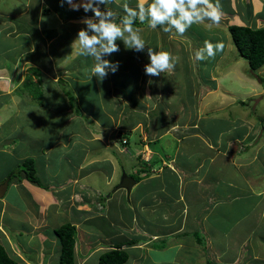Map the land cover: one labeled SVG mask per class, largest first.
Wrapping results in <instances>:
<instances>
[{
  "label": "crops",
  "instance_id": "0c3cea01",
  "mask_svg": "<svg viewBox=\"0 0 264 264\" xmlns=\"http://www.w3.org/2000/svg\"><path fill=\"white\" fill-rule=\"evenodd\" d=\"M16 1L19 7L12 10V12L0 11V108L4 106L2 104H6L4 102H6L5 100L7 97H9V100H12L16 97L15 94L18 95L22 91L28 92V76L35 82L42 76L39 73L40 70L49 72V75L44 76H49L52 82L58 83L59 78H66V76H64L67 72L65 62H59L58 65L55 61V59L62 57L61 52L65 46V41L61 42L54 40V32L56 31L57 23L60 25L68 24L69 29L68 32H65V37L68 36L70 42H73L77 35L75 31L81 28L80 24L75 22H78V19L86 17V14H84L74 18L73 14L84 12L83 8H80L78 11L72 10L67 3L61 6V0L57 4L58 6H51L48 1L46 3L45 0ZM120 1L130 2V0H119L118 3H113L107 7H118L119 10L122 8L119 5ZM225 1L227 5L221 7L222 19H224L226 23V29L227 25L231 23L243 25L253 24L255 26L258 24L264 25V11H260V8L264 9V0ZM100 6L103 10L106 9L105 5L101 4ZM254 6L257 7V9H255ZM69 10L72 11L71 15H66V11ZM90 12L91 11H89L91 17L93 14ZM89 14L87 15L88 17ZM117 14L118 16L125 15L122 11H119ZM49 19H51L50 23H48ZM220 23L217 25H220ZM199 25L204 32H206L209 27H212L210 30L211 32L216 24L210 26V22L206 21L203 24H194L192 29H197ZM133 27L141 28L142 26L140 24ZM73 28V34L68 35L69 30ZM51 29L53 33L50 34ZM144 40L146 42V39ZM206 40H208L207 42L214 43V41H210L209 39ZM205 42L206 41L199 42L196 49L202 48ZM230 42H232L231 36ZM36 43L40 47H36ZM222 43L224 44V49L222 52H219L217 57H224L227 54L233 53V50L228 51L229 47L226 42ZM35 47L36 49H34ZM18 49L22 50L20 56L17 55ZM234 59L235 62L238 61L237 56H235ZM84 62L90 63L89 58L87 57L81 64ZM62 64L63 66L59 68ZM18 66H20L19 69H21L20 75L24 73L23 70H25V73L29 74L27 76H17L16 71L18 70ZM31 67H35L39 71H35V69ZM263 68L264 67H261L259 71L261 72ZM245 74L248 76L247 73ZM257 74H259L258 71ZM230 77L238 78L236 75ZM248 77H241L238 80H249V90H239L244 82H239L235 87L227 88L226 84L222 83L221 76L194 78L192 81L193 83H189L191 92L189 94L186 93V96L188 97L189 103L193 105L192 99L197 100L199 96L196 90L197 87H203L205 90L204 94L212 92L213 103L211 102V105L208 107L205 106L208 110H204L205 113L203 114V118L212 114L215 120L214 123L218 124L216 121L217 115L215 113H219V116H223L226 110H230L231 112L235 111L231 106L235 108L238 106H248L244 103H233L234 98H231L233 95L236 99L239 97L240 100H243L242 97L248 98L250 96V98H254V101H263L264 103V82L261 83V81L252 76ZM108 78V80L112 82L111 76H108ZM121 78L124 79L123 76H121ZM153 83L154 87L150 88V93L157 92L155 87L159 84V77H153L148 85ZM94 91L95 99L98 96L97 91ZM27 95L31 96L29 93H27ZM145 96L147 95L145 94ZM190 96L192 99H190ZM128 107L131 108L130 111L133 109V106ZM140 107L144 109L143 103ZM248 108L250 111H253L252 114L245 112L246 110L241 107L240 111L242 113H240V117L227 119V124H229V126H227L226 131L224 128H218L217 130L203 129V127H200V125L193 121L186 127L187 132L185 128L184 130H179V125L177 124L174 126L177 128L172 130L171 128L173 125L164 127L163 125L167 122L164 123L163 120L160 119L163 125L156 126L151 123L141 125L142 130L138 131V136L140 137L144 130L146 141L141 137V144L137 145L135 141H130L129 139L128 144L120 143V146L116 145L118 144L116 143L117 139L111 133L113 136L109 139L111 145L109 149L113 153L110 155L112 157L111 160L108 161L109 166L107 169L103 167L104 162L107 161L103 159L106 158L99 157L96 159V156L100 155V153L90 155L88 160L86 159L87 156L83 154L82 157L77 160L75 157L78 154H76L75 151L67 156L64 150L60 160L64 162L65 166L71 169L65 171L69 177H85L88 174L87 172L90 173L94 169L95 165H99L104 173H95V175L100 178L98 183L102 184L101 188L97 189H106L107 192L105 198V202L108 203L107 208H104L102 211L96 212V208L94 207L93 211L91 210L90 212V207L85 204H88L91 200L85 195H83L82 199L84 201H77L76 204L78 207L74 206L73 208L74 211L79 210L83 214L80 217H78L79 215L77 213L72 214L74 216L72 222L76 226V237L78 236L80 241L81 239L83 241V246L80 242L79 249L75 245V264H97L99 254L103 250L116 245H121V247L128 252V259L125 264H142L143 261L147 262L145 260L146 258L150 259L149 264H156L157 258L154 257V251L158 249L155 246L157 244L156 242L164 240L166 237H178L183 245L190 246L197 251L196 258H198L196 264H206V247L212 253L215 262L219 261L222 264H264V109L262 112L260 110L257 111L254 105L248 106ZM103 109L107 111L108 118L113 117V113L110 111L109 107L104 106ZM228 114L229 116L231 115L227 113V117ZM72 116L73 115H70L67 118ZM75 121L76 119L72 120L70 124L68 120L67 125L69 124V126L66 125L64 131H61V135L64 139H55V142H59L64 147H69L72 145L71 141L73 140V142H75L74 145L80 148L81 142H77V140L81 139L80 132L82 133V130L86 132L92 131L91 133L96 132L94 129L89 131L88 129L91 127L88 125L83 126L82 124H78V126H76V124H74ZM100 123L101 127L110 126L107 122L100 121ZM127 123H129L130 126L121 129L132 128V130L136 131L140 124V122L132 124V117L131 121ZM150 124L151 129L153 128V130L156 131L152 132L151 138H147L150 132ZM10 132L5 135H8ZM93 138L91 134L90 140H93ZM94 141L100 142V140L96 138H94ZM149 142L155 144L153 148L152 143V150L149 147ZM102 144H104L103 140ZM142 151L144 155L141 153ZM45 152L46 149H41L40 151V155L43 158L39 165L40 168L45 166L43 156L46 154ZM116 152L121 154L124 153L127 156V158H124V156L121 155V158H118L119 167L121 166L125 173L132 177L140 174L145 175L134 182L128 193L123 188H118L116 190L114 188L113 190L110 189L115 185V182L118 183L120 177L119 175L114 182L117 168V161L115 159ZM78 153H80V151H78ZM34 154L32 156L35 157L34 162L36 164V157H38L39 154ZM179 154H182L181 157ZM113 160H115V162ZM228 162L230 165L228 169H226ZM148 168L150 169L149 174L146 175L143 170ZM230 169L232 171L227 173ZM233 173H235L238 178H234ZM56 176L53 177L55 178L53 184L62 180L61 178L57 179ZM22 181L28 183L26 180ZM192 184L193 190L189 192L188 190H190V185ZM29 185L30 186L26 187V189L29 188L27 194H37L36 200L37 198L39 199L40 195L37 191L45 192L43 190H46L37 185L31 186L30 183ZM51 187L52 186H49V188ZM49 188H47V190ZM138 188L144 190L145 193H139L137 190ZM211 193L214 195H210ZM98 194L101 196L103 193L100 194L98 191ZM33 197L34 195L32 198ZM146 199L149 202L146 201ZM94 200L99 201V197L94 198ZM233 200L239 201L241 210L235 215L234 221L231 222L230 219L226 220V217L230 215L227 211L229 201L231 202ZM33 201L35 203V200ZM0 202L2 205H6L9 201L3 197L0 199ZM80 206L83 207L82 210ZM138 209L141 211L145 210L146 214L140 215L137 212ZM147 209L152 211L164 210L160 221L156 220L154 214H148ZM221 218H223V224L219 223ZM89 223L93 224L96 231L99 232L100 230V232H104V236L108 238L106 241L107 243L99 245L98 241H96L94 243V248L91 249L87 247L89 246L85 242L87 238L93 239L95 236L94 238L99 240V238H97L99 234H90V230L85 225ZM147 223L149 224L145 227ZM231 224L232 226H230ZM161 225H167V229L165 231H158L157 228ZM197 229L207 235L208 245L202 246L197 243L193 244L192 235ZM136 232L139 233L134 236L133 233ZM3 233L5 237L0 228V243L3 246L4 244L9 246L7 234H5V232ZM189 235L191 236L192 242L184 243V236L188 239ZM180 236H182V238ZM46 238L47 237L43 234L42 237L38 236V240H42V242H44ZM173 244L177 247H182L180 243L175 241ZM173 244L169 242V246ZM56 248L58 251L56 263L59 264V242L56 244ZM244 248L245 251H243ZM30 254L31 256L28 258V261L22 260L23 263L52 264L48 259L41 260V257L34 253V250L33 253ZM48 255H50V253H48ZM130 256L131 260L128 262ZM18 257L20 258V256ZM16 260L19 262L21 261L18 259ZM29 260H31V262H29ZM184 264H186V262ZM192 264H194V261Z\"/></svg>",
  "mask_w": 264,
  "mask_h": 264
},
{
  "label": "rangeland",
  "instance_id": "374dc122",
  "mask_svg": "<svg viewBox=\"0 0 264 264\" xmlns=\"http://www.w3.org/2000/svg\"><path fill=\"white\" fill-rule=\"evenodd\" d=\"M47 1L51 6H58L57 4L60 2V0H45L46 3ZM118 2L119 0H117V3ZM16 3V0H0V11L12 12V10L19 7V5ZM124 3L127 2L120 1L119 5L121 6ZM127 4L129 5V7L136 8L138 0H130V2ZM220 4L223 7L227 5L225 0H220ZM99 7L101 8V10H103L100 5ZM254 8L257 9V7L255 6ZM112 9L117 13H119V11L123 12L122 8L118 10V7H113ZM260 11L263 12L264 9L260 8ZM71 13V10L66 11V15H71ZM84 14H86L85 16H87L89 12H81L79 14L73 15L74 18H76ZM90 15L91 14H89V17ZM78 20L79 23H75L80 24L81 28L85 27V25L80 22L82 19ZM50 22L51 19H49L48 23ZM145 23L146 24L140 23L142 26L141 28L135 27L136 29L140 30V35L143 39L144 36H147L149 38L148 45H146V48L143 52H136L133 57L129 58L128 52L131 49L125 48L126 50H124L123 52L124 48L122 47V41L117 40L116 43L118 44L120 50L116 53H113L111 56L105 57L112 62H118L119 65L116 73L113 74L112 72H109L108 74V76H111L112 82L108 80V76L102 82L97 81L96 77L91 78V80L88 79L89 77L87 76H89L90 69L94 63L92 58L88 57L90 63L84 62L83 64H81L82 61H84L87 57L77 56L75 46L72 45L73 42H70L68 36L65 37V32H68L69 29L68 24L60 25L59 23H57V28L54 32V40L61 42L65 41V46L63 47L61 52L62 57L55 59V61L58 63V65L59 62H65L67 72L64 76H66V78L62 79V83L52 82V79L50 80L49 76H44L49 75V72L40 70L39 73L42 76H40L39 80L41 81L37 80L34 82L28 76L27 81L31 91H22L18 95L15 94L16 97L12 100H9V97H7L5 100L6 102H4L6 104H2L4 106H1L0 108V113H2L0 114V180L6 178L10 171L14 173L15 179L20 178L18 175L20 167H18V165L21 162V158L28 156L33 157L32 155L34 153H36V155L39 154V156L36 157L37 175H39L41 178L43 177L44 181L48 184V187L53 184L55 179L53 178L54 176L57 175V179H62L56 182L54 184L55 186L49 188L48 190H43L45 192L37 191V193L40 194L39 199L37 198V200V194H30L31 197L34 195L33 198H25L26 195L24 192H27L29 190V188L26 189L25 187L30 186L29 182L26 183L22 181V184L25 187H23L22 185L21 187L13 186L12 183L8 184V188L6 190L4 198L8 199L9 202L6 205H2L0 202V228L2 230L3 236V232L7 234V241L9 242L8 244L10 246L9 247L7 244H4L5 249L12 257H17H14L15 259L28 261V258H30L31 256L30 253H33L34 250V253L38 254L41 257V260L48 259L52 264H57L56 261L58 251L56 248V244H58V238L56 237L54 228L52 227H55L65 221L72 222L74 217L72 214L74 213H77L79 215L78 217L83 215L81 211H74L73 209L74 206L78 207V205L76 204L77 201H84L82 200L83 195L91 200L88 204H85L90 207V212L91 210L93 211L94 207L96 208V212L102 211L104 208H107L108 203L105 202V195L107 193L106 189H97L101 188L102 184L98 183L100 181V178L95 175L96 172L104 173V171L100 169L99 165H95L94 169L90 173L87 172V177H69L65 171L71 169L68 166H65L64 162L60 160L61 156L64 153V150L67 156L71 155L75 151L76 154H78L75 157V159L77 160L80 159L83 154L87 156L86 159L88 160L90 155L94 153H100V155L96 156V159H98L99 157L106 158L103 159L107 160L106 162H104L103 167L104 169H107V167L109 166L108 161L111 160L112 157L110 155L113 153L109 149L111 148L109 139L114 135L117 139L116 143H118L116 145L120 146V142L118 139H120L119 135L122 134L121 128L130 126V124L127 122L131 121V115L133 116L132 124H135L137 122H140V124L137 127L136 131L132 130V128H127L128 130L125 129L129 131V135L126 134V136L128 135L130 141H135L137 145L141 144V137L143 139H145L146 137L144 130L140 137L138 136V131L142 130V124L151 123L156 126L163 125L162 121L160 120L162 119L164 123L167 122L163 125L164 127L167 125H173L171 129L175 130L177 127L174 126L177 124L179 125V130H184L185 128L186 132V127H188L190 122L193 121L198 124L200 119L203 117V114L205 113L204 110H208L206 107L210 106L211 102L213 103V93L209 92L207 94H204V88L201 86L197 87L198 89L196 88V90L198 91L199 96L197 100L192 99L190 96V99L193 100V105H191L189 103L188 97L186 96V93L189 94L191 92L189 83H193L192 81L194 80V78L197 79L200 76H221L222 83L226 84L227 88L235 87L239 82H244L239 90H249V80H238L241 77L245 78L250 76L248 74V76H246L245 74L246 68L248 69L247 61L241 57H238V53L235 46L233 45V42H230V35L225 28L226 23L224 22V19H222L220 25L216 24L215 28L211 32L210 30L212 27H209L206 32H203V29H201L200 25L197 29H192V27L194 26L193 25L184 35H178L175 32L164 33L159 26V29L153 30L148 27L147 22ZM250 26L261 27L264 25L258 24L257 26H255L252 24ZM73 32L74 28L72 30H69L68 35H72ZM75 32L77 34L78 30H76ZM51 33H53L52 29L50 30V34ZM203 33L206 34L203 35ZM211 37H213V40L216 41L215 43H217L218 41L224 43L226 42L227 46L229 47L228 51L233 50V53L227 54L224 57H217L219 54L218 52L212 59L200 62L195 61L194 53L198 50L196 49L197 44L199 42L208 41L206 39L210 40ZM37 46L40 47L36 43V47ZM36 47L34 49H36ZM147 47H151L156 51H167L171 53L173 57H178V62L176 63L175 70L171 74H161L159 76V84L155 87L157 92L154 93H150V88L154 87V83L148 85L153 77L147 76L144 72V65L149 62ZM21 54L22 50L18 49L17 55L20 56ZM235 56H237L238 58V61L236 62L234 59ZM124 58H126V63L130 65L132 62L131 59L133 60L134 58L135 60L133 61H135V63L138 64L141 69V72H139L140 78H137L136 84L134 85V89L136 91L133 98L137 100L140 105H142L143 103L144 109L140 108L137 114H134L132 112V114L130 115L131 108H129L128 106H131V99L125 96V92L121 93V91L126 90L123 89L122 84H118L119 80H122V78H120L121 76H125L124 79L128 83H131L134 79L132 77V73L131 77L129 79H126V76H128L125 74L127 73V70H121L123 67L121 61ZM62 66L63 64L60 65L59 68H61ZM19 68L20 66L17 67V76H27L29 74L25 73V70H23L24 73L20 75L21 69ZM259 69L256 70V73L258 71L260 77L264 79V68L261 72L259 71ZM37 70L38 69L36 68L35 71ZM133 70L136 71V68H134ZM235 75L238 78L230 77ZM113 76L119 78V80H113ZM187 76H189L192 80L188 79ZM211 84L213 85L212 82ZM66 87L70 91H72L75 96L76 108H78V111H74L75 113L70 112V110L66 109V106L64 105L67 100V97L65 95ZM94 90L97 91L98 96L95 99ZM27 93H29L31 96H28ZM145 94L147 96H145ZM38 98L40 99V101ZM231 98H234L233 103L238 102L239 97L236 99V97L233 95ZM242 98L245 105H254L257 111H263V101L256 102V100L254 101V98H250V96L248 98ZM104 106L109 107L110 111L113 113V117L108 118L107 111L103 109ZM248 106H238L236 108L231 106L235 109V111L231 112L230 110H226L223 116H219V113H215L217 115L216 121L219 123L215 126L224 128V130L226 131L227 126H229V124H227V119H232V117H240V113H242L240 111L241 107L246 110L245 112L251 114L253 113V111L249 110ZM227 113H230L231 115L229 116L228 114L227 117ZM70 115L73 116L67 118ZM206 118L212 120L213 115L209 114ZM75 119L76 121L74 124H76V126H78V124H82L83 126L88 125L91 127L90 129H88L89 131H91V129L96 130V132H93L94 135L93 133H91L92 131L86 132L85 130H82V133L80 132L81 139L77 140V142H81L80 148L74 145L75 142H73V140L71 141L72 145H70L69 147H64L59 142H55V139H64L61 135V131H64L68 120L71 124L72 120ZM100 121L107 122L108 124H110V126L101 127ZM205 122H207V120L202 119L200 121L203 129L207 128L211 130L207 125L204 127ZM151 124L149 128L150 132L147 138H151L152 132L156 131L153 130V128L151 129ZM67 126H69V124ZM8 132L10 133L8 135H5ZM91 134L94 138L99 139L100 142H95L94 138L93 140H90ZM102 140L104 141V144H102ZM146 140L147 139H145V141ZM152 143L153 142L148 143L151 150ZM152 147H155L154 143ZM41 149H46V154L43 155L45 166L42 168L39 167L40 162L43 159L40 155ZM78 151H80V153H78ZM141 153H143V151ZM115 155L117 168L114 182L117 180L122 171L121 166L119 167L120 164L118 158H121V155H123L124 158H127L126 154L124 153L121 154L116 152ZM179 155L181 157L182 154ZM33 158L35 159V157ZM113 161L115 162V160ZM229 165L230 163L228 162L226 169H228ZM231 171L232 170L230 169L229 171H227V173H230ZM233 176L234 178H238L235 173H233ZM30 184L31 186H34L33 183ZM116 184L117 182H115V185ZM114 186L110 189L113 190ZM137 190L139 193H145V191L140 188H138ZM192 190L193 184L190 185V190L188 191L191 192ZM98 191L100 192V194H103L100 196L98 194ZM210 195L214 194L211 193ZM96 197H99V201L94 200V198ZM31 200H35V203ZM146 201L148 200L146 199ZM80 209L82 210L83 207L80 206ZM137 212L140 215L146 214L145 210L141 211L138 209ZM162 212L164 213V210L160 209L159 211H152L150 209H147V213L154 214L156 220L158 221H160L161 215L163 216ZM222 219L223 218L219 220L220 224H223ZM148 224L149 223H147L145 227H147ZM85 225L90 230V234H99V236L97 237L99 238V240H96V238H94L95 236L93 237V239L87 238L85 240L86 244L89 245L87 247H90L91 249L94 248V243L96 241H98L99 245L107 243L106 241L108 240V238L104 236V232H100V230L99 232L96 231L93 224L91 223ZM166 229L167 225H161L157 228L158 231H165ZM137 233L139 232L133 233V235L135 236V234ZM42 234L47 237L44 242H42V240H38V236L42 237ZM192 236L193 244H196L198 242L197 244L202 246L208 245V239L206 238L207 235H205L201 230H195V233ZM197 236H200L199 241H197ZM180 237L182 238V236ZM184 239V243L192 242L190 235L188 239H186V237L184 236ZM75 240L76 247L78 249L80 248V242L83 246L82 239L80 241L77 236L75 237ZM174 241L180 243L182 247L175 246V244H173ZM169 242H171V244L173 245L169 246ZM156 243L157 244L155 246L156 248H158L156 251H154V257L157 258L156 264H184L185 262L186 264H192L193 261L194 264H196V260L198 258H196L197 251H195L190 246L183 245L178 237H166L164 238V240L157 241ZM48 253H50V255H48ZM18 256H20L21 259ZM130 260L131 256L128 262H130ZM145 260L147 262L143 261L142 264L150 263V259L146 258ZM29 262H31V260H29ZM21 263H23V261ZM216 264L222 263L218 261L216 262Z\"/></svg>",
  "mask_w": 264,
  "mask_h": 264
},
{
  "label": "clouds",
  "instance_id": "9594fccd",
  "mask_svg": "<svg viewBox=\"0 0 264 264\" xmlns=\"http://www.w3.org/2000/svg\"><path fill=\"white\" fill-rule=\"evenodd\" d=\"M116 2L117 0H61V6L67 3L72 10L78 11L83 8L84 12L91 11L93 14L80 21L85 27L78 30L72 43L77 56L91 57L94 62L89 72L90 80L96 77L97 81L102 82L109 72L114 74L117 71L118 62L114 63L105 58L120 50L117 40L122 41L127 49L136 52L145 50L146 43L140 35V30L133 27L137 19L142 24L147 22L150 29L155 30L159 26L164 33L175 32L178 35H184L194 24H203L207 21L211 26L219 24L222 19L220 0L215 2L213 0H138L136 8L129 7L127 3L121 5L125 15L117 23V12L107 7ZM101 4L106 6L105 10H101L99 7ZM223 49L222 42L206 41L202 48L195 51L194 59L197 62L212 59ZM147 55L149 62L144 65V72L149 77L171 74L178 62V57H173L171 53L156 51L151 47H147ZM122 139L124 141L125 137ZM7 177H9L8 184L25 187L22 180L26 179L16 180L15 177H11L10 172ZM75 245L76 240L74 251Z\"/></svg>",
  "mask_w": 264,
  "mask_h": 264
},
{
  "label": "trees",
  "instance_id": "16d2710c",
  "mask_svg": "<svg viewBox=\"0 0 264 264\" xmlns=\"http://www.w3.org/2000/svg\"><path fill=\"white\" fill-rule=\"evenodd\" d=\"M123 16H118L117 18V23H119L120 19H122ZM139 19L136 20L135 25H139ZM159 29V27H157ZM227 30L231 36L233 45L235 46L238 56L245 59L248 64V69L246 68V73L259 81L263 83V78L259 76V74L256 73V70H258L261 67H264V26L261 27H253L250 25H243V24H235L231 23L227 25ZM204 32V31H203ZM206 33H203V35ZM69 38V37H68ZM72 39V38H70ZM144 39H146V45H148V40L149 38L147 36H144ZM145 41V40H144ZM210 41H214L213 37L210 38ZM216 41H214L215 43ZM219 42V41H218ZM122 47L125 49L124 44L122 42ZM134 54H136V51L130 50L128 52L129 58L133 57ZM133 60H135L133 58ZM131 59V65L126 63V58H124L121 63H122V69L123 71H126V79H129L131 77L134 78L131 83H128L125 79L119 80L117 77H113V80H119V85L122 84L123 89L126 91H121V93L125 92V96L131 99L130 104L133 106L130 115L132 112L134 114H137L138 111L140 110V104L138 103L137 100H135L134 94H135V89L134 85L136 84L137 78H139V72H141L140 66L135 63ZM129 66V70H128ZM136 68V71L133 69ZM32 69H36L34 67H31ZM133 70V71H132ZM39 71V70H37ZM118 74V73H117ZM125 77V76H123ZM188 79L192 80L189 76H187ZM202 77H208V76H200ZM121 78V77H120ZM58 83H62V79H58ZM29 86V85H28ZM28 90L31 91V89L28 87ZM65 95L67 97L66 103L64 105L66 106V109H69L70 112L75 113L74 111H78V108H76V99L72 91H70L67 87L65 89ZM33 92V91H32ZM35 95V94H34ZM94 96H95V91H94ZM238 103H244V101H239ZM130 106V107H131ZM65 109V110H66ZM140 115V114H138ZM131 117H133L131 115ZM207 120L205 122L204 127L207 125L210 129L212 130H217L220 128L219 126H215V120H209L208 118H201V120ZM200 121L198 124L201 126ZM212 123V124H210ZM215 124V125H214ZM219 124V123H218ZM122 134L119 135V142L121 144H128L129 138H128V132L125 129H121ZM125 131V132H124ZM126 134H128L126 136ZM124 141L122 138H124ZM20 167V171L18 173L20 178H17L16 180H20L22 178L26 179L27 181L33 183L34 185H38L42 188L47 189L48 184L44 181L43 177L41 178L39 175H37L36 168H35V162L32 157H25L21 163L18 165ZM149 168L143 170L144 174L148 175L149 174ZM11 177H14V173L11 172ZM145 175H136L134 178L135 181H138L141 177H144ZM53 187L54 184H51ZM26 199L30 198V195L25 193ZM109 195V194H107ZM5 196V194H4ZM3 196V197H4ZM2 197V198H3ZM106 198V195H105ZM225 208V206H224ZM241 210V204L237 200L229 201L228 204V212L230 215L226 217L227 219H230V221H234V217L236 214H238ZM225 220V221H226ZM232 226V224L230 225ZM54 232L57 235L58 242L60 244V249H59V257H58V263L59 264H75V259H74V244H75V237H76V227L71 221H65L60 223L57 227L54 228ZM197 241H199V237L197 236ZM133 241V240H131ZM198 243V242H197ZM206 246V245H205ZM245 251V248L243 249ZM206 264H216L212 253L206 248ZM128 259V252L121 247V245H116L114 247H111L109 249L103 250L98 257V262L97 264H124ZM0 264H22L19 261H17L15 258L10 256V254L6 251L5 247L0 243Z\"/></svg>",
  "mask_w": 264,
  "mask_h": 264
},
{
  "label": "water",
  "instance_id": "95a60500",
  "mask_svg": "<svg viewBox=\"0 0 264 264\" xmlns=\"http://www.w3.org/2000/svg\"><path fill=\"white\" fill-rule=\"evenodd\" d=\"M8 180L9 177H6L2 182H0V197H2L6 191ZM134 182H135L134 178L128 175L127 173H125L124 170H122L119 177V181L114 186V189L116 190L118 188H123L128 193Z\"/></svg>",
  "mask_w": 264,
  "mask_h": 264
},
{
  "label": "bare ground",
  "instance_id": "6f19581e",
  "mask_svg": "<svg viewBox=\"0 0 264 264\" xmlns=\"http://www.w3.org/2000/svg\"><path fill=\"white\" fill-rule=\"evenodd\" d=\"M238 100H240V99H238ZM240 101H243V100H240ZM5 192H6V191H5ZM4 194H5V193H4ZM3 196H4V195H3ZM3 196H2V197H3Z\"/></svg>",
  "mask_w": 264,
  "mask_h": 264
}]
</instances>
